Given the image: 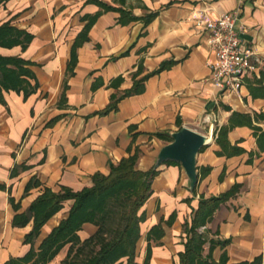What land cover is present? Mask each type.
I'll list each match as a JSON object with an SVG mask.
<instances>
[{
	"label": "crops",
	"instance_id": "1",
	"mask_svg": "<svg viewBox=\"0 0 264 264\" xmlns=\"http://www.w3.org/2000/svg\"><path fill=\"white\" fill-rule=\"evenodd\" d=\"M236 10L242 46L260 63L239 92L223 93L211 82L209 34L196 21ZM5 25L15 33L0 57L24 61L29 89L36 88L26 97L1 91L0 264H37L41 242L67 217L72 201L25 242L30 206L45 190L91 187L93 175L107 176L134 152L136 169L147 172L182 127L210 140L196 157L197 184L189 190L179 164L157 169L139 211L136 264L156 225L163 236L150 241L148 264H179L199 201L227 193L199 229L203 259L264 264V0H0ZM223 127L224 149L216 141ZM96 230L84 224L77 235L84 241ZM67 250L46 264H62Z\"/></svg>",
	"mask_w": 264,
	"mask_h": 264
},
{
	"label": "trees",
	"instance_id": "2",
	"mask_svg": "<svg viewBox=\"0 0 264 264\" xmlns=\"http://www.w3.org/2000/svg\"><path fill=\"white\" fill-rule=\"evenodd\" d=\"M13 33L15 31L8 26H2L0 45H3ZM13 42H10L9 46L14 45ZM77 46L79 43H75L72 48L69 68L75 63L74 51ZM25 65L24 61L17 58L0 57V101L2 90L23 91L25 97L35 92L36 86L29 89L25 79L31 78ZM137 92V89H134L125 96ZM115 106V103L110 104L97 115H107L115 110ZM228 132L229 127H223L218 132L216 141L223 145V149ZM171 141V138H168V142ZM138 157V152H134L131 156L121 159L117 165L111 166L107 176L99 173L93 175L91 187L83 188L76 193L62 190L55 194L45 190L31 204L29 211L33 226L25 239V242L29 243L38 237L41 228L49 219L62 209L63 202L72 201L67 217L41 242L37 264H46L65 246H68V250L62 264H136L137 243L141 237L140 224L145 221L144 214H139V211L149 199L151 182L158 175V171L153 169L147 172L137 170ZM167 164L176 163L167 162L162 165ZM229 196L230 193H227L217 198L199 201L190 227L186 225L184 229L188 239L184 244V252L179 254V264H226L224 256L218 263L203 259L202 247L205 239L199 233V229L206 225L219 204ZM114 216H117L116 228L109 226ZM171 220L170 218L166 225H170ZM84 224H91L97 230L93 236L81 241L77 233ZM162 236L161 225L149 230L146 235L147 246L143 264H148L150 258V241L158 243ZM32 256V253L29 254V258Z\"/></svg>",
	"mask_w": 264,
	"mask_h": 264
},
{
	"label": "built area",
	"instance_id": "3",
	"mask_svg": "<svg viewBox=\"0 0 264 264\" xmlns=\"http://www.w3.org/2000/svg\"><path fill=\"white\" fill-rule=\"evenodd\" d=\"M196 24L208 32L209 46L215 55L211 82L223 93L239 92L242 78L254 73L260 63L255 52L242 46L239 11L221 14L214 20L200 19Z\"/></svg>",
	"mask_w": 264,
	"mask_h": 264
},
{
	"label": "water",
	"instance_id": "4",
	"mask_svg": "<svg viewBox=\"0 0 264 264\" xmlns=\"http://www.w3.org/2000/svg\"><path fill=\"white\" fill-rule=\"evenodd\" d=\"M171 142L162 147L155 160L153 170L162 164L172 162L179 164L189 182V190L193 191L198 178L196 173V157L199 151L209 144L210 140L203 134L188 127L170 135Z\"/></svg>",
	"mask_w": 264,
	"mask_h": 264
},
{
	"label": "rangeland",
	"instance_id": "5",
	"mask_svg": "<svg viewBox=\"0 0 264 264\" xmlns=\"http://www.w3.org/2000/svg\"><path fill=\"white\" fill-rule=\"evenodd\" d=\"M117 224H118V223H117V216H114V217H113V222L110 223L109 226H111L112 228H116Z\"/></svg>",
	"mask_w": 264,
	"mask_h": 264
}]
</instances>
